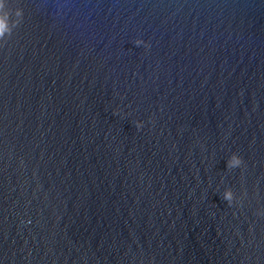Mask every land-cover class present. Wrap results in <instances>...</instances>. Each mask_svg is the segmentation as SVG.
Masks as SVG:
<instances>
[{"label":"water","instance_id":"1","mask_svg":"<svg viewBox=\"0 0 264 264\" xmlns=\"http://www.w3.org/2000/svg\"><path fill=\"white\" fill-rule=\"evenodd\" d=\"M4 7L0 264H264V0Z\"/></svg>","mask_w":264,"mask_h":264},{"label":"clouds","instance_id":"2","mask_svg":"<svg viewBox=\"0 0 264 264\" xmlns=\"http://www.w3.org/2000/svg\"><path fill=\"white\" fill-rule=\"evenodd\" d=\"M5 3L6 0H0V21H3V27L0 28V37H2L6 32L10 31L8 24V17L11 9L10 8L5 9L4 7ZM15 15L18 18L21 15V9H15ZM134 43L136 45L144 44L145 47H147V41H143L139 37L135 39ZM142 123H143L142 121H136V126L140 127ZM241 163H242L241 157L237 153L233 152L226 161V167L227 168L238 167L239 165H241ZM222 195L224 200H226L229 204L232 203L234 194L231 188L226 187Z\"/></svg>","mask_w":264,"mask_h":264}]
</instances>
